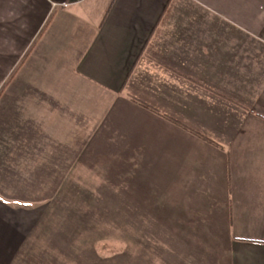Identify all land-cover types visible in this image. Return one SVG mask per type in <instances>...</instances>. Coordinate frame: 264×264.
<instances>
[{"label":"crops","instance_id":"1","mask_svg":"<svg viewBox=\"0 0 264 264\" xmlns=\"http://www.w3.org/2000/svg\"><path fill=\"white\" fill-rule=\"evenodd\" d=\"M182 3L200 26L170 22ZM244 40L264 53V0H0V264L36 219L21 185L66 177L117 126L145 162L169 164L171 194L219 210L228 264H264V78L248 106L227 100ZM258 60L247 71L261 76Z\"/></svg>","mask_w":264,"mask_h":264},{"label":"rangeland","instance_id":"2","mask_svg":"<svg viewBox=\"0 0 264 264\" xmlns=\"http://www.w3.org/2000/svg\"><path fill=\"white\" fill-rule=\"evenodd\" d=\"M190 9L182 3L170 22L200 26ZM210 25L215 32L217 22ZM221 28L222 40H230V46L240 40L228 26ZM243 43L238 60L230 62L235 69L229 64L233 69L225 71L227 91L235 99L227 100L234 107L240 97L248 106L264 78V53L254 56L251 43ZM256 58L260 63L254 73L261 76L249 73ZM168 119L185 126L182 118L170 114ZM124 133L117 126L84 140L79 159L68 163L66 177L30 179L21 185L20 201L32 203L36 219L10 264H228L224 228L216 221L219 210L205 209V198L200 202L171 194L172 180L162 179L168 177L169 164L145 162ZM46 182L49 187L41 184ZM34 183L38 185L33 191ZM121 253L124 260L119 261L115 256Z\"/></svg>","mask_w":264,"mask_h":264},{"label":"trees","instance_id":"3","mask_svg":"<svg viewBox=\"0 0 264 264\" xmlns=\"http://www.w3.org/2000/svg\"><path fill=\"white\" fill-rule=\"evenodd\" d=\"M182 125V124H181ZM183 126V125H182ZM183 127H185V126H183ZM195 134H197V135H199L198 133H196L195 132ZM200 137V136H199ZM203 139H206L207 140V138H205V137H203V136H201ZM117 256H118V258H119V261L121 260V259H123L124 260V255L121 253V254H118V255H116L115 256V258H117ZM114 258V257H113ZM105 260V259H104ZM103 261V260H102ZM118 261V260H117Z\"/></svg>","mask_w":264,"mask_h":264}]
</instances>
